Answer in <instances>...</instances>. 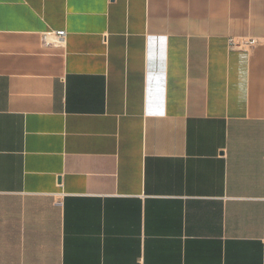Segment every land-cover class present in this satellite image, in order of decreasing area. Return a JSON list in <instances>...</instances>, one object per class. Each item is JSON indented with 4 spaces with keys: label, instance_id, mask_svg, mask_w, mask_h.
Returning <instances> with one entry per match:
<instances>
[{
    "label": "crops",
    "instance_id": "crops-1",
    "mask_svg": "<svg viewBox=\"0 0 264 264\" xmlns=\"http://www.w3.org/2000/svg\"><path fill=\"white\" fill-rule=\"evenodd\" d=\"M0 264H264V0H0Z\"/></svg>",
    "mask_w": 264,
    "mask_h": 264
},
{
    "label": "built area",
    "instance_id": "built-area-1",
    "mask_svg": "<svg viewBox=\"0 0 264 264\" xmlns=\"http://www.w3.org/2000/svg\"><path fill=\"white\" fill-rule=\"evenodd\" d=\"M59 35L62 36V37H64L65 36V32H59Z\"/></svg>",
    "mask_w": 264,
    "mask_h": 264
}]
</instances>
